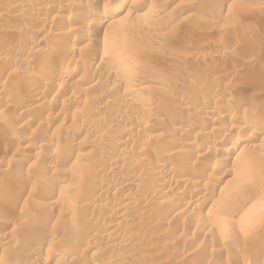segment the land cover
<instances>
[{"label":"rangeland","instance_id":"1","mask_svg":"<svg viewBox=\"0 0 264 264\" xmlns=\"http://www.w3.org/2000/svg\"><path fill=\"white\" fill-rule=\"evenodd\" d=\"M11 1L17 6V3L14 2V0H0V63L5 62L11 66H9L10 68L5 72L0 71V211H2L0 212L2 215H0V220H4V222L2 221L3 224H0V226L2 225L0 227V264H42L46 260H48L50 264H251V261L253 260L261 261L264 252V141L253 151V155L255 154L254 156L256 157L254 163H249L248 165L240 164L239 162L229 163V175L227 174L224 179L229 182L226 189L230 188L231 190L232 197L228 200L230 202H225L222 209L219 208L218 203H214V205L208 209L202 208L200 210L196 207H191L192 212L200 214L203 218L200 223L203 226V235L201 234L197 239H194L193 245L190 248H183L182 240L184 237L190 235V232L193 231L192 229L198 227V224L196 225L192 219L190 220L183 215L178 216L176 218L177 228H174L177 230L172 229L171 231H168L162 230L163 227H158L162 226L161 221L165 218L164 213L167 202H175V198L179 197L183 198L184 201L187 200L189 195L188 188L181 190L179 194H170L167 197L158 198L152 201V204H149L147 209L141 204L135 205L128 212V217L130 216V218H127V222H123L114 233L112 232V235L109 228L114 227L115 223L119 221L117 217L120 214L118 212L122 209V206L119 204L123 202V197L121 196L124 195L121 188L123 185H120L121 189L116 188L121 181L119 178L121 176L130 178V181L128 178V180L126 178L122 179H125V182L129 184V187L131 186L129 189L130 193L139 195L141 190L147 189V187L156 180V177H151L147 172L151 167V162L160 161L165 158L163 154L165 149H162V142L169 132V126L167 127V124H164L163 122L162 125L163 127L165 126V128L163 129L164 132L162 131V136L156 140L152 137L155 141L147 139L149 134L154 135L153 126L159 124V122L152 121V123L150 122L151 124L142 125L141 123L146 119V116H150L151 113L150 111L139 110L133 102L142 100L150 105H154L158 102V99L166 93L176 95L184 94L191 98H195L196 94L201 91L205 85H209L211 87L214 86L212 88L218 90L219 94L221 93L222 96L221 94L218 95L217 92L216 97L207 95V99L212 101L214 98L213 101H217L219 104H234L237 108L236 114L239 116L244 115L245 117H248L250 114H259L260 116L262 111L261 117L263 119L264 1L150 0L152 6L154 5V9L160 12V17L162 18H160L161 20L159 19L154 22L150 20V18L143 16L144 10L141 11L139 8H130L123 23L125 31L120 38L122 39L121 43L124 44L125 49L129 50L126 53L128 54L132 52L130 58H133L136 61L139 60L138 62L142 63L141 65L144 67L143 71L145 72L135 71L134 75L145 78L148 76L151 78L152 76L154 77V74H161L165 75L166 82L156 89L154 88L156 87L154 84L150 85L149 83H143L136 87H131L128 91H124V86H118L112 81L107 82L104 78L98 76H94L93 79L90 80L92 82L88 81V83L86 82V85L76 83L75 79H77V77H86L97 67V64H95L97 63V60L85 58L82 55L83 52L80 56L78 54H72L70 50L80 31L82 32L86 29V26L82 24L80 19L71 23H66L64 20L56 18H53L54 21L51 19L55 16L53 15L54 12H46V16H48V19L50 18L51 24L45 26V29L43 28L42 31L48 34V36L51 34L50 40H47L48 42L41 41L38 48L34 51L29 52L26 48V50L21 49L24 48L22 47L24 46V40L22 39H24L25 36H28L27 28L31 24L32 19L36 17V14L31 11L30 8L31 6H35L34 4L40 3L41 0H24L21 4L22 6L18 4V9L14 6L17 10L14 8V12H8L6 11L8 9L6 6H13ZM70 1L74 6L72 5V7H68V10L66 9L67 11H62L64 14L70 12L71 14L73 13L72 15H83L84 11L92 6L91 1L87 2V0ZM106 1H108L107 4H109L110 0H95V3L98 4V7H103V4L106 5ZM85 2L87 3L85 4ZM147 2L149 1L147 0ZM77 3L82 5L79 7V5H76ZM87 4L90 6L88 7ZM76 17L79 18L81 16ZM230 21H233L234 25H230ZM228 24L230 26L236 25V28L229 27ZM65 26L73 27V33L66 37L62 36V39L58 34L62 28H65ZM74 27L78 29L76 30ZM56 32L59 33L56 34ZM248 32L252 34L250 35ZM243 34H245V36L247 35L246 42H248V44L244 43L246 47L242 45L245 47L243 48L240 45L241 48H231L232 44L238 42L240 36ZM51 39H54V41ZM68 44L71 45L67 48V46H69ZM122 44H120V46ZM60 45H63L64 48L66 47L65 49L67 52L64 54L66 58H72V55H74V58H72L76 60L74 75H72L65 84H61V86L59 82L53 84L50 89L46 90L47 92L43 99H38L33 101V103L28 101L32 103L33 106L37 104L39 100H44V102H42L43 104L46 102L45 105L51 102H54L55 104L58 103L56 104L57 106L54 103V105L51 103V105L49 104L50 107L47 105V108L45 109V105H43L42 102H39L44 106L43 108H41V104L38 103L39 105H35V108L28 109L30 103L26 102V100L28 99L30 92L27 90V86L29 82H32V79L34 78L33 75H38V69L39 71L42 70L43 67H46L43 69H47L48 66H54V63L56 64L59 62L60 59L55 57V49ZM119 47L115 46L110 50V57L119 58L123 56V59L126 57L123 55L126 54L124 53L125 51L122 53ZM258 47L259 50L257 49ZM41 49H44V51L47 50L45 51V54H48L43 55V57L42 54H44V51L42 50L41 53ZM38 51L40 53L36 54ZM27 52H32V56L28 55ZM33 52L36 53L34 54ZM257 52L261 53L258 54ZM224 53H226L225 57L227 58L224 57L226 60L222 58ZM33 55L36 56L33 57ZM204 55L205 59H202ZM222 61L223 63L221 64ZM218 65L220 66L218 67ZM215 67H218L216 68V71L220 68V70L217 71L220 76L233 74V76L230 75V77H232L230 81L226 80L222 87L220 86L221 89L216 88L218 84L217 78L219 76H216L218 75L217 72V74L213 73ZM239 69L241 70L240 72L238 71ZM66 70V68L61 67V71H63L64 74ZM231 70H233L232 73H230ZM25 71L26 73H24ZM28 72L31 74V77ZM21 73L26 76H20ZM27 76L30 77L29 79L31 80H29ZM249 76L253 78L251 79ZM243 77L246 80H244ZM25 78L28 81L25 80ZM88 84L94 85V90H84L89 86ZM43 87L44 86L40 87V89L38 88V92L36 93L41 94ZM146 87H148V90ZM58 88L59 90H57ZM191 89H193L192 92L187 91ZM218 96L224 98L221 99L218 98ZM66 97H76L74 100L77 99L76 101L84 102L86 104L76 109L75 105L68 103V98ZM101 97H104V99H101ZM92 101L95 103L93 104ZM16 104L19 106L28 104L27 109L30 111L25 114L26 116L21 113V116H18L19 111L14 108ZM32 105L30 104L29 108H31ZM40 108L42 111L45 110L40 112ZM261 108H263V110ZM187 112H181V116L178 114L177 117H182L183 119H188L190 121L197 120V117H195L192 111L188 112L190 115ZM128 116H131L136 120H141L139 121L141 125H130L129 123H126L123 119ZM189 116H191V119L188 118ZM21 117H23V119ZM112 117L114 120L119 117V119H116L119 121H117L119 127L118 124L115 125V123H112L114 122ZM3 118H6L8 122L10 120V123L6 126L5 124H2ZM223 121L232 130L228 132L223 131L225 133L224 136L219 135V137L224 140L222 144L228 146L231 140H234L236 136L240 135L237 131L241 126V123L237 119H223ZM213 124V126L216 127L220 126L217 122ZM120 125H122L123 128L133 127L132 130L135 131H133V134L135 133L134 136L137 137H134V142H132L134 148L129 155L134 161H136V163L134 166L135 168H122L120 176H112L113 179L111 176H109L111 178H104L105 181L108 180L106 183H110V185L112 184V188L118 190L113 191L112 189V191H110L111 194L107 195V198H109V196L110 198L113 197L114 202L113 200H107L105 202V200H103L106 199L105 197L100 199L99 197H94L93 194L91 196V193L93 192L86 187L87 185L90 186V184L91 186L92 184L95 185L102 180L100 175L95 172V169H97L98 166L101 170L106 171L110 167V164L118 158L110 145H114L117 142V138L119 139L118 141L124 139L125 135L122 133L121 130L123 128ZM84 126H89L90 129H94V131L101 130L104 133V137H101L102 139L94 138L91 131H86L82 128ZM232 127L235 128L233 129ZM45 132H47V134ZM43 136L47 139H51V136H53L54 139H52L54 141L51 142L52 140L44 139ZM47 141L49 144L51 143L50 146L49 144L47 145ZM101 142L108 143V146L103 148V146L100 145ZM8 145L12 148H9L11 151L8 149ZM65 146L73 151L67 156V162L58 164L56 167L50 166L48 161L56 158L55 154H53L54 149H59L60 147L65 148ZM141 146L142 150H139ZM4 149L9 150L10 154H1ZM189 149L191 154L194 153L193 147H190ZM38 152H40V154L42 153V156ZM210 152V154H212V151ZM36 153L38 154L36 155ZM210 156L212 155H209L208 158ZM208 158L206 157L196 161V164L194 166L192 165L189 171L195 173L197 171H202L201 164H209L211 162ZM93 163L95 166L92 165L94 167H91V164ZM177 167V164L172 166L174 170ZM194 168L196 169L194 170ZM80 172L83 173L81 174ZM172 175H175V173ZM218 176L222 177V175L215 173L213 178L204 179L205 181H202V185L204 184L209 188L212 185L211 183H214L213 181H215L216 178H219ZM33 177L44 179L43 183H41L42 186L38 185L40 183H33L32 185ZM4 179H6V182H4ZM57 179H62L63 183L50 186L49 182ZM2 180L4 181L2 182ZM25 180L28 182L26 181L25 183ZM79 181L80 184H87L80 185ZM27 183L29 185H27ZM3 184H12V187L14 185L12 188L13 190L9 192V194L12 193L9 195L10 198H8V194H6L8 199L5 197V193H3ZM23 185L26 190L22 188ZM67 185H72L73 187H76L77 190L79 189L77 192L80 194L77 192L68 193L66 188H64ZM235 185L236 187H234ZM17 189H19V191H17ZM55 196L63 199V205L61 204L58 207L54 204ZM80 196L82 198H80ZM1 197L3 199H1ZM4 197L6 199H4ZM17 197L20 198L18 199ZM84 197L86 200L89 198L94 199H89L90 202L89 200L86 201L89 205L97 204L96 201H98V204H105L104 206L106 209L110 210H108V213L110 214L94 213V216L89 213L91 210L86 214L87 211L85 212L84 210L91 209V206H83L86 204V202L84 204L81 202L84 200ZM216 198L218 197H214L215 200ZM4 200H11L10 202L6 201L7 204L12 203L11 205L6 206V208L9 207V210L4 208ZM217 200L215 202H217ZM2 202L4 203L2 204ZM118 205L121 206V209ZM11 207L13 208L11 209ZM2 208L6 211H3L4 209ZM81 213L86 215L83 218L84 220L82 219L85 223L81 221L83 225L85 224V227L79 225L82 223H77V226L73 221V215H79ZM46 216H53L54 218L58 217V219L46 220L48 219ZM87 216L89 219L86 220ZM96 217L97 219H95V221L100 224H97V222H94L95 224L93 223L94 218ZM90 218L93 219L91 220ZM131 218L134 221H132ZM217 220L224 221L223 223H226L227 226L229 224L228 229H231L230 233L233 234V238H236V241H239V243L231 240L227 234L217 231L216 228H212L213 230L209 228L210 232L209 230H204L209 225V227L212 225L215 227ZM86 221H90V223ZM4 223H6V225L8 224V226H5ZM87 223L91 225H87ZM107 225L108 227H106ZM81 226H83V229ZM94 227L95 230L93 229ZM85 228L93 231L86 230ZM158 230L160 231L157 232ZM85 231H89L90 233L95 232V234H110L111 237H109V239H114L113 241L110 239L112 246L110 245V247L108 245L106 247L107 243L105 244V242L95 241L94 243V240H89V238L86 239L87 237L84 235ZM41 236L42 238L44 236L43 240H41ZM126 237L127 241L130 242L122 246L120 241L122 239L126 240ZM4 242L6 243V246ZM8 243L9 245H7ZM5 247H7V249ZM36 247H40V252L38 254H30L29 250ZM87 248H91L90 253L92 252L94 257L96 256L92 260L89 259L90 262L85 261L87 260L88 254L85 252ZM181 250H186V253L184 254V251L182 252ZM54 253H56L55 256ZM120 255H124L123 257L127 256L126 259H129V262L127 260H124L126 262L117 261V256ZM131 255L132 257H129Z\"/></svg>","mask_w":264,"mask_h":264},{"label":"bare ground","instance_id":"2","mask_svg":"<svg viewBox=\"0 0 264 264\" xmlns=\"http://www.w3.org/2000/svg\"><path fill=\"white\" fill-rule=\"evenodd\" d=\"M24 0H14V2L17 3V6H15V4H13V6H6L8 7V9L6 11L8 12H14V8L18 7V4H22ZM86 1V0H85ZM91 1L92 3V6L88 9H86L83 13V15L79 14V15H72L70 12H68V14H64L62 11H67L68 10V7H72V5L74 6V4H72V2L70 0H41L40 3L38 4H34L35 6H31V11H33L36 15V17H32V22L31 24L28 26L27 28V31H28V36H23L24 40L23 43H24V48H21V49H28L29 52L30 51H34L35 49L38 48L39 46V43H41V41H49L50 40V36L51 34H46L44 31H42V29L47 26V25H50L51 24V21H50V18L48 19V16H46V12L48 11H52L54 12L53 15H55L54 17H52L51 19H61V20H64L66 23H71V22H75L77 20L80 19V21L82 22V24H84L86 26V29L85 31H80V33L77 35L76 39H75V42H74V45L71 47V52L72 54H78L79 56L82 55L85 57V58H88V59H93V60H97V67L95 70H93L92 72H88L87 76L86 77H82V76H79L77 77L76 80V83H80V84H87L88 81H90L91 79H93L94 76H98V77H102L105 79V81L109 82V81H112V82H115L118 86H124V91H128L131 87H136L140 84H143V83H149L150 85L151 84H154L156 85V87H154L155 89L158 88L160 85L164 84L166 82V77L165 75H161V74H157L155 75L154 74V77L152 78H149L148 76L145 78V77H138V76H135L134 75V72L135 71H143L144 70V67L143 65H141L142 63H139L138 61L134 60L133 58H130L131 57V53H126L127 51H129L128 49H125V46L124 44H122L121 42V38L122 35L124 34V31H125V26H124V20H125V17L126 15H128V11L130 8H136L139 10H144L143 11V16H145L146 18H150V20H152L153 22L156 21V20H159L161 17H160V12L158 10H155L154 9V5L152 6V4L150 3V0H148L149 2H147V0H110L109 1V4L108 1H106V5L103 4V7H98V4L95 3V0H87V2ZM259 1V0H258ZM262 1V0H261ZM264 1V0H263ZM85 2V4L87 3ZM153 3V2H152ZM264 3V2H263ZM10 4V3H9ZM77 6L79 5V7L82 5L80 4H76ZM15 6V7H14ZM22 6V5H21ZM87 6L89 7L90 5L87 4ZM156 7V5H155ZM15 8V9H16ZM78 8V7H77ZM256 8V7H255ZM18 9V8H17ZM16 9V10H17ZM67 9V10H66ZM71 11V9H70ZM131 11V10H130ZM133 11V10H132ZM19 12V11H18ZM76 14V13H75ZM134 14V13H133ZM50 15V14H49ZM232 15V14H231ZM76 16H81L79 18H77ZM233 16V15H232ZM53 19V20H54ZM162 19V18H161ZM160 19V20H161ZM233 19V18H231ZM230 19V20H231ZM55 21V20H54ZM232 22V24H231ZM237 24H239L238 22H236ZM235 23V24H236ZM236 24V25H237ZM67 25V24H66ZM230 25H234L233 21H230ZM228 24L229 27H235L236 28V25L235 26H230ZM63 26V25H62ZM227 26V27H228ZM60 28V27H59ZM76 29V27H74ZM240 28V26H239ZM45 29V28H44ZM61 29V28H60ZM78 29V28H77ZM76 29V30H77ZM73 31V27H66L65 28H62L59 32H56V34L60 35V38L63 39L62 36L66 37V36H69L71 35V33ZM47 32V31H46ZM54 32V31H53ZM77 33V32H75ZM249 33V32H248ZM27 34V32H26ZM53 34V33H52ZM246 34V32H245ZM245 34H243L242 36H240V39L238 42H235L234 44H232V47L233 49H236V48H241L242 45L245 46L244 43H247L246 40H247V35L245 36ZM250 34V33H249ZM248 34V35H249ZM252 34V33H251ZM250 34V35H251ZM25 35V34H24ZM56 36V35H55ZM120 38V39H119ZM252 38V36H251ZM55 39V37H54ZM54 39H51L52 41H54ZM250 39V37H249ZM248 39V40H249ZM47 41V42H48ZM58 41V40H57ZM51 42V41H50ZM60 42V41H59ZM22 43V44H23ZM53 43V42H52ZM57 43V42H56ZM65 43V42H64ZM125 43V42H124ZM233 43V42H232ZM51 44V43H49ZM67 44V43H66ZM120 44H122L120 46ZM231 44V43H229ZM69 45V44H68ZM71 45V44H70ZM67 46L68 47H70ZM241 45V46H240ZM53 46V45H52ZM57 46V45H56ZM122 47L119 49L122 51H125L124 53L126 54H123L124 56L126 57H129V58H124L123 59V56L119 57V58H115V57H110L109 55V52L111 49H113L114 47ZM244 46H242L243 48H245ZM260 46V45H259ZM257 47V46H256ZM54 48V47H53ZM66 48V47H65ZM63 47V45H60L58 47H56L55 49V57L56 58H59V62L58 63H54V66H48L50 68L47 67V69H43V68H46V67H43L42 70L39 71V69L37 70L38 71V75L34 76V80L32 79V82H29L28 86H27V90H29V95L28 96V99L30 100H26V102L30 101L33 103V101H36L38 99H43L44 98V95L46 94V90L50 89L51 86L53 84H55L56 82L60 84H65L71 77L72 75H74V69L76 68L75 65H76V60L72 59L74 58L72 55V58L68 57L66 58L64 56V54L67 52L66 49ZM127 48V47H126ZM261 48V46H260ZM264 48V47H263ZM25 49V50H26ZM232 49V50H233ZM256 49V48H254ZM259 50V47L257 48ZM40 50V48H39ZM42 50L44 51V49H41V53H42ZM69 50V49H68ZM240 50V49H239ZM242 50V49H241ZM47 51V50H45ZM45 51H44V54L43 55H46L48 53L45 54ZM116 51V50H114ZM118 51V50H117ZM238 51V50H237ZM257 51V50H256ZM261 51V50H260ZM28 53V55L32 56L31 53ZM69 52V51H68ZM233 52V51H232ZM240 52V51H239ZM255 52V50H254ZM34 53V52H33ZM36 53V52H35ZM34 53V54H35ZM40 53L39 51L36 53L38 54ZM258 54H260L259 52H257ZM262 53H263V50H262ZM225 54L224 53V56L222 57L223 59L227 58L225 57ZM228 54V52H227ZM40 55V54H39ZM230 55V53H229ZM229 55H226V56H229ZM36 55H33V57H35ZM220 56V55H219ZM44 57V56H43ZM48 57V56H47ZM54 57V58H55ZM133 57V56H132ZM225 57V58H224ZM241 57V56H240ZM243 57V56H242ZM37 58V57H36ZM46 58V57H45ZM135 58V56H134ZM205 59V55L204 57H202V59ZM231 58V56H230ZM229 58V59H230ZM245 58V57H244ZM28 59V58H27ZM44 59V58H43ZM218 59V58H216ZM26 60V59H25ZM210 60V58H209ZM221 60V59H220ZM226 60V59H225ZM246 60V59H245ZM22 61V60H21ZM29 61V60H28ZM47 61V60H46ZM197 61V60H196ZM200 61V60H199ZM203 61V60H202ZM201 61V62H202ZM206 61V60H205ZM224 61V60H223ZM223 61L221 62V64L223 63ZM228 61V60H227ZM24 62V61H22ZM55 62V61H54ZM57 62V60H56ZM210 62V61H209ZM212 62V61H211ZM218 62V60H217ZM243 62V61H242ZM10 63V62H9ZM21 63V62H20ZM31 63V62H30ZM208 63V62H207ZM24 64V63H23ZM46 64V63H45ZM220 64V65H221ZM225 64V63H224ZM13 65V64H12ZM218 65V67L220 66ZM10 65L6 64L5 62L4 63H0V71L1 72H5L6 70H8L10 67ZM25 66V65H24ZM42 67V66H41ZM61 67L62 68H66V72L64 74L63 71H61ZM95 67V66H94ZM218 67H215V71H213V73L217 74L220 70L217 69L216 71V68ZM238 67V66H236ZM240 67V65H239ZM238 67V68H239ZM28 68V67H27ZM242 68V67H241ZM26 69V68H25ZM223 69V68H221ZM226 69V68H225ZM224 69V70H225ZM232 69V68H230ZM236 69V68H234ZM233 69V70H234ZM210 70V69H209ZM229 70V69H228ZM230 73H232V71ZM244 70V69H243ZM147 71V70H146ZM227 71V70H225ZM239 72L241 71L240 69L238 70ZM237 71V72H238ZM247 71V70H246ZM145 72V71H143ZM217 72V73H216ZM223 72V71H222ZM228 72V71H227ZM236 72V71H235ZM244 72V71H243ZM26 73V71L24 72ZM29 73V72H28ZM27 73V74H28ZM209 73H212V72H209ZM245 73V72H244ZM247 73V72H246ZM23 73H21L20 76H24L22 75ZM151 74V73H149ZM213 74V75H215ZM221 74V73H220ZM227 74V73H226ZM225 74V75H226ZM240 74V73H239ZM238 74V75H239ZM31 74L29 73V76ZM223 75V73H222ZM231 76H233V74H230ZM230 75H226V76H220L219 73L218 75H216L218 78V84H217V87L216 88H219L221 89L223 83L226 82V80H229L232 79V77H230ZM237 75V74H236ZM235 75V77H236ZM246 75V74H245ZM256 75V74H255ZM254 75V76H255ZM26 76V75H25ZM85 76V75H83ZM150 76V75H149ZM240 76V75H239ZM251 76V75H250ZM249 76V78H251ZM28 77V76H27ZM26 77V78H27ZM31 77V76H30ZM28 77V79L30 78ZM168 77V76H167ZM215 77V76H214ZM245 77V76H244ZM243 77V79H244ZM258 77V76H257ZM25 78V80H27ZM199 78V77H198ZM242 78V77H240ZM246 78V77H245ZM253 78V77H252ZM251 78V79H252ZM255 78V77H254ZM215 79V78H214ZM264 79V78H263ZM31 80V79H29ZM202 80V79H201ZM241 80V79H240ZM246 80V79H244ZM28 81V80H27ZM208 81V80H207ZM206 81V82H207ZM237 81V80H236ZM239 81V80H238ZM243 81V80H241ZM87 82V83H86ZM92 82V81H90ZM205 82V80H204ZM235 82V81H234ZM247 82V81H246ZM252 82V81H251ZM210 83V82H209ZM26 84V85H27ZM91 84V83H90ZM98 84V83H97ZM213 84V83H212ZM229 84V82H228ZM227 84V86H228ZM240 84V83H239ZM244 84V83H243ZM89 85V84H88ZM149 85V86H150ZM153 85V86H154ZM234 85V84H233ZM249 85V84H248ZM42 92L41 94L39 93H36L38 92V88L40 89V87H42ZM59 86V87H60ZM64 86V85H63ZM66 86V85H65ZM97 86V85H96ZM114 86V85H113ZM116 86V87H118ZM148 86V87H149ZM196 86V85H195ZM221 86V87H220ZM231 86V85H229ZM79 87V86H78ZM99 87V86H98ZM102 87V86H100ZM148 87L147 90H148ZM151 87V86H150ZM149 87V88H150ZM193 87V86H192ZM199 87V86H198ZM214 87V86H212ZM211 86H207L205 85V87H203L201 89V91H199L197 94H196V97L195 98H191L190 96H187V95H184V94H179V95H176V94H164V96L160 97L158 99V102H156V104H148L142 100H138V101H135L133 102L134 105L137 106V108L139 110H143V111H150L151 115L149 116H146V119H144V121L141 123L142 125H148L150 122L152 123L153 122H159V124L157 125H154L153 126V133L154 135H148L147 136V139H152V140H156V139H159L160 136H162V131L163 129L165 128V126L163 127V122L164 124H167V127L169 128V132L168 134L166 135L165 139H163V142H162V149H165L163 152L165 158L160 160V161H152L151 162V167L147 170L148 174L151 175V177L153 176L156 180H154V182H152V184L147 187V189L145 190H141L140 191V194L137 195V194H132L129 192V184L125 182V179H122V178H128V177H120L119 180H121L119 182V185L118 187H116L117 189L120 188V185L122 186V190H123V193L124 195H121L123 197V202H121L118 207L121 209L120 212H118L120 215L117 217L118 218V222L115 223V226L114 227H111L109 228L110 229V233L112 235V232L114 233V231L120 227V225L123 223V222H127V218H130V216L128 217V212L132 209V207H134L135 205L137 204H141L142 206H144L146 209H147V206H149V204L151 205L152 201L158 199V198H164V197H167L169 196L170 194H179V192L181 190H184L186 188L189 189V195H188V198L187 200H183V198L179 197V198H175V202H167L166 204V208H165V218L162 219L163 221H161V224L162 226H158L159 228H162V230H172L174 228H177V222H176V218L178 216H185L187 217L188 219H192L196 225L198 224V227L196 229H192L193 231L190 232V235L189 236H186L183 238L182 240V245H183V248L185 249H188L190 248L192 245H193V242H194V239H197L201 234H202V229H203V226L200 224L202 222V217L200 216V214H195L194 212H192V208L191 207H196L198 209H202V208H211L214 203H218V206L220 209H222V207L224 206L225 202H227L228 200L231 199L232 197V194H231V190L230 188L226 189L228 187V184L229 182L227 180H225L224 178L227 176L228 174V168H229V163L230 162H239L240 164H245V165H248L249 163L252 164L254 163L255 161V154L253 155V151L259 147V144L262 143L264 141V116H263V119H262V111L260 113V116L259 114L258 115H249L248 117H245L243 114V116H239L238 114H236V106L234 104H222V103H218L217 101H212L210 99H207L208 97H206L207 95L209 96H215L217 95V92L218 90H214ZM234 87V86H233ZM240 87V85H239ZM238 87V88H239ZM94 88V85H89L87 88H85L84 90L88 91V90H91ZM152 88V87H151ZM150 88V89H151ZM189 88V87H188ZM215 88V89H216ZM232 88V87H231ZM244 88V87H243ZM264 88V86H263ZM96 89V87H95ZM123 89V88H122ZM153 89V88H152ZM151 89V90H152ZM199 89V88H198ZM240 89V88H239ZM59 90V88L57 89ZM80 90V89H78ZM94 90V89H93ZM135 90V88H134ZM133 90V91H134ZM138 90V89H137ZM141 90V89H140ZM139 90V91H140ZM143 90H146V89H143ZM154 90V89H153ZM186 90V89H184ZM193 89L191 90H187L188 92H192ZM200 90V89H199ZM241 90V89H240ZM85 91V92H86ZM98 91V90H97ZM116 91V90H115ZM131 91V90H130ZM136 91V90H135ZM156 91V90H155ZM159 91V90H158ZM220 91V90H219ZM222 91V90H221ZM28 92V91H27ZM137 92V91H136ZM146 92V91H145ZM154 92V91H153ZM152 92V93H153ZM162 92V91H161ZM223 92V91H222ZM261 92V91H260ZM264 91H262L263 93ZM90 93V92H89ZM124 93V92H123ZM132 93V92H131ZM173 93V92H172ZM184 93V91H183ZM102 94V93H101ZM106 94V93H105ZM161 94V93H160ZM189 94V93H188ZM191 94V93H190ZM195 94V93H194ZM221 94V93H220ZM219 92H218V95H220ZM28 95V94H27ZM69 95V94H68ZM107 95V94H106ZM113 95V94H112ZM111 95V96H112ZM101 96V95H99ZM108 96V95H107ZM194 96V95H193ZM222 96V94H221ZM224 96H225V93H224ZM229 96V95H228ZM68 98V97H66ZM76 98V97H75ZM74 97H69L67 99L68 103L69 104H73L75 105L76 109L79 108L80 106H84L86 103L84 102H80V101H76L74 100L75 99ZM218 98H224V97H220L218 96ZM99 99V98H97ZM101 99H104V97ZM217 99V98H216ZM215 99V100H216ZM156 100V99H155ZM219 100V99H218ZM44 102V100H42ZM39 100V102H42ZM51 101V100H50ZM49 101V102H50ZM55 101V100H54ZM57 101V100H56ZM221 101V100H220ZM28 102V103H30ZM38 102V103H39ZM42 102V104H43ZM66 102V100H65ZM89 102V101H88ZM240 102V101H239ZM32 103H30L32 105ZM37 103V104H38ZM46 103V102H45ZM45 103L43 105H45ZM52 105H54L55 103L54 102H51ZM51 103H48L47 105L49 106V104L51 105ZM54 103V104H53ZM63 103V102H62ZM93 103V101H92ZM95 103V102H94ZM93 103V104H94ZM20 104V103H19ZM22 104V103H21ZM30 104L28 106V109H33L35 108L37 104H35L33 107L31 106L30 107ZM41 104V103H39ZM38 104V105H39ZM42 104L40 105L41 108H43L44 106H42ZM58 104V103H56ZM55 104V105H56ZM129 104V103H128ZM242 104V103H241ZM28 105V104H27ZM27 105H17L14 106L15 110H18L19 111V114L18 116L21 114L22 115H25L27 114L29 111L27 109ZM45 105V109L47 108ZM67 105V104H65ZM131 105V104H130ZM39 106V107H40ZM57 106V105H56ZM72 106V105H70ZM129 106V105H128ZM257 106V104H256ZM7 107V106H6ZM38 107V106H37ZM50 107V106H49ZM61 107V105H60ZM64 107V106H63ZM40 108V109H41ZM84 108V107H83ZM239 108V106H238ZM264 108V107H263ZM263 108H261L263 110ZM5 109V108H4ZM44 109V110H45ZM37 110V109H36ZM39 110V109H38ZM43 110V111H44ZM85 110V109H84ZM101 110V109H100ZM14 111V110H13ZM42 111V109L40 110V112ZM42 111V112H43ZM185 111L187 112H191L195 115V117H197V120H194L195 121H190L188 119H183L182 117H177L178 114H180L179 116H181V112H184ZM16 112V111H15ZM33 112V111H32ZM62 112L64 113V111L62 110ZM61 112V113H62ZM112 112V111H111ZM120 112V111H119ZM187 112V113H188ZM21 113V114H20ZM66 113V112H65ZM72 113V112H71ZM186 113V114H187ZM241 113V112H240ZM74 114V113H73ZM113 114V113H112ZM122 114V113H121ZM186 114H185V117H186ZM189 114V113H188ZM192 114V115H193ZM190 115V114H189ZM26 116V115H25ZM24 116V117H25ZM112 116V115H111ZM183 116V115H182ZM184 117V118H185ZM191 116H189L188 118H190ZM23 119V117H21ZM113 118V117H112ZM37 119V118H36ZM116 119H119L116 118ZM115 119V120H116ZM121 119V118H120ZM223 119H237L239 120V122L241 123V126L238 128V133H240L239 136H236L234 140H231V142L229 143L228 146L226 145H223V141L219 135H223L224 136V132L223 131H230L231 128L228 127L226 125V123L223 121ZM114 118H113V121L112 122L113 124L115 123L118 124V120L115 121ZM123 120H125L126 123H129L130 125H141L139 121L141 120H136L134 118H132L131 116H128V117H125ZM32 121V120H30ZM38 121V119H37ZM118 121V122H117ZM217 122V124L219 123L220 126L219 127H216V126H213L215 123ZM10 123V120L8 122V120L6 118H3L2 119V124H5L8 125ZM33 123V122H32ZM150 123V124H151ZM112 124V126H113ZM95 125V124H94ZM80 126V125H79ZM122 126V125H120ZM89 126L87 127H82L84 128V130L86 131H91L92 135L94 138H103L104 136V133L101 131V130H95L94 129H90V127L88 128ZM93 127V126H92ZM107 127V126H106ZM118 127H119V124H118ZM117 127V128H118ZM125 127V126H124ZM129 127V126H128ZM116 128V127H114ZM123 128V126H122ZM133 127L131 128H123L121 131L122 133H124L125 137L123 140H120L118 141L119 139L117 138V142L114 144V145H110V147L113 149V152L115 151L116 153V158L114 160L113 163L110 164V167L108 168V170L106 171H103L101 170V168H98L95 169V172L98 173V175H100L101 179L98 183H96L95 185L90 184L87 185L86 188L88 189H91V191L93 193H91V196L92 194L94 195V197H99L100 199L102 197H105L106 199H103L105 200V202L108 200H113L114 202V199L113 197L110 198H107V195H110V191H112V184L110 185V183H106L107 181L104 180L107 179V177L109 176H120V171L122 170V168H127V167H134L135 166V163L136 161H134L131 157H130V152L133 150V143L134 142L133 140L135 139L134 137H137V136H134L133 134V131L132 130ZM233 128V127H232ZM235 128V127H234ZM233 128V129H234ZM78 130V129H77ZM81 130V129H79ZM109 130V129H108ZM112 130V129H111ZM115 131V129H114ZM232 131V130H231ZM120 132V131H119ZM135 132V131H134ZM164 132V131H163ZM47 134V132H45ZM112 133V132H111ZM138 133V132H137ZM41 134V133H40ZM49 134V133H48ZM43 135V134H42ZM91 135V134H90ZM123 135V134H122ZM121 135V136H122ZM137 135V134H136ZM48 136V135H47ZM46 136V137H47ZM50 136V135H49ZM107 136V135H106ZM222 136V138H223ZM42 137V136H41ZM53 139L54 137L51 136ZM154 139H153V138ZM44 139H47L45 138V136H43ZM49 138V137H48ZM47 139V140H52L51 142H53L54 140L53 139ZM101 138V139H102ZM121 139V137H120ZM220 139V140H219ZM154 140V141H155ZM46 144V143H45ZM48 141H47V145H48ZM148 144V143H147ZM51 145V143L49 144V146ZM104 147L108 146V143H103L101 142V144ZM9 146V145H8ZM48 146V147H49ZM138 146V145H137ZM15 147V146H14ZM101 147V146H100ZM136 147V146H135ZM190 147H193L194 149V153H190ZM5 148V147H4ZM10 148V146L8 147V149ZM26 148V147H25ZM31 148V147H29ZM61 148V149H60ZM59 149H54V152L53 154H55L56 158L52 159V160H49V164L50 166H53V167H56L58 164H63V163H66V159H68V155L71 154V152H73L71 149L69 148H62L60 147ZM109 148V147H108ZM138 148V147H137ZM144 148V146H143ZM156 148V147H155ZM7 149V148H6ZM2 150V153L1 154H6L9 153V150L12 149L10 148L9 150ZM153 149V148H152ZM161 149V148H160ZM159 149V150H160ZM13 150H16V149H13ZM12 150V151H13ZM101 150V149H100ZM107 150V149H106ZM111 150V149H110ZM137 150V149H136ZM139 150H142V146L139 148ZM11 151V150H10ZM212 151V154H210ZM37 152V151H36ZM156 152V151H155ZM40 154V152H38ZM36 153V155L38 154ZM99 153V152H98ZM102 153V152H101ZM100 153V155H101ZM110 153V152H108ZM10 154V153H9ZM14 154V153H13ZM138 154V153H136ZM161 154V155H163ZM4 155V156H6ZM42 156V153L40 154ZM44 155V154H43ZM99 155V154H98ZM209 155H212L208 158ZM40 157V156H39ZM53 157V156H52ZM158 157V156H157ZM208 158L210 159V163L209 164H204L202 163L201 164V168H202V171L200 172H190L189 169H191V166L195 165L196 164V161L198 160H201L203 158ZM41 158V157H40ZM106 158V157H105ZM115 158V157H113ZM138 158V157H137ZM194 158H195V161H194ZM103 159V158H102ZM48 160V159H47ZM139 160V159H138ZM143 161V160H142ZM108 162V161H106ZM201 162V161H200ZM199 162V163H200ZM96 163V162H95ZM138 164V163H137ZM136 164V165H137ZM177 164V168H172L173 165ZM94 165L91 164V167H94L92 166ZM98 165V164H96ZM141 166V165H140ZM135 168V167H134ZM193 168V167H192ZM232 168V167H231ZM230 168V170H231ZM141 169V168H140ZM196 168H194L195 170ZM199 169V168H197ZM125 170V169H123ZM136 170V169H135ZM145 170V169H144ZM201 170V169H200ZM175 171V172H174ZM193 171V170H192ZM146 172V174H147ZM1 173V172H0ZM81 174L83 172H80ZM173 173H175V175H172ZM220 174L222 175V177H219V178H216L215 181H213L214 183H211L212 185L208 188L206 187L204 184V186L202 185V181H205L204 179L206 178H213L214 174ZM95 174V173H94ZM123 175V174H122ZM229 175V174H228ZM139 176V175H138ZM109 177V178H111ZM233 177V176H231ZM108 178V179H109ZM117 178V177H116ZM150 178V176H149ZM113 179V177H112ZM129 181H130V178H128ZM127 179V180H128ZM152 179V178H151ZM5 180V181H4ZM2 180V182H6V179ZM28 180H31V179H28ZM43 180L42 178H32V185L33 183H40L38 185H41V183H43ZM81 180V179H79ZM27 180H25V183H26ZM110 181V180H109ZM150 181V180H149ZM28 182V181H27ZM82 182V181H81ZM84 182V181H83ZM86 182V181H85ZM24 183V185H25ZM46 183V182H45ZM61 183H63V180L62 179H57V180H51V182H49L50 186L51 185H60ZM93 183V182H91ZM95 183V182H94ZM79 184H80V181H79ZM78 184V185H79ZM81 184H87V183H81ZM80 184V185H81ZM89 184V183H88ZM117 184V183H116ZM4 185V184H3ZM23 185L22 188L25 189V186ZM27 185H29L27 183ZM47 185V184H46ZM35 186V185H34ZM42 186V185H41ZM49 186V185H48ZM114 186V185H113ZM148 186V185H147ZM3 187V186H2ZM14 187V185H13ZM12 184H6L4 185V187L2 188L3 190V193H5V197L7 198L6 194H8V198L9 195V192H11V190H13L12 188ZM28 187V186H27ZM83 187V186H82ZM81 187V188H82ZM90 187V188H89ZM133 187V186H132ZM135 187V186H134ZM236 187V185L234 186ZM66 191L69 193L71 192H77L78 190L76 189V187H73L72 185H67L66 187ZM120 188V189H121ZM145 188V187H144ZM232 188V187H231ZM1 189V188H0ZM20 189V187H19ZM19 189H17V191H19ZM23 189V190H24ZM48 189V188H47ZM87 189V190H88ZM116 189V190H117ZM21 190V189H20ZM22 190V191H23ZM26 190V189H25ZM115 189H113V191H116ZM230 190V191H229ZM1 191V190H0ZM16 191V190H15ZM14 191V192H15ZM82 191V190H81ZM90 191V190H88ZM90 191V192H91ZM118 191V190H117ZM21 192V191H20ZM122 192V191H121ZM23 193V192H22ZM79 193V192H77ZM184 193V192H183ZM80 194V193H79ZM83 194V193H82ZM4 195V194H3ZM90 195V194H89ZM97 195V196H96ZM106 195V196H105ZM114 195V194H113ZM184 195V194H183ZM234 195V193H233ZM60 196V195H58ZM116 196V195H115ZM218 197L216 198L217 202H215L216 200L214 199V197ZM4 197V199H6ZM56 197V196H55ZM90 197V196H89ZM88 197V198H89ZM93 197V198H94ZM7 198V199H8ZM18 198V197H17ZM20 198V197H19ZM18 198V199H19ZM80 198H82L80 196ZM87 198V197H86ZM1 199H3L1 197ZM16 199V198H15ZM91 200H94L92 198H89ZM87 199V200H89ZM99 199V200H100ZM186 199V198H185ZM84 197V200H82L81 202L84 204L86 201H87ZM97 200V199H95ZM215 200V201H214ZM6 201L8 200H4V202H2V204L4 203L5 207L7 205H11L12 203H9L7 204ZM11 201V200H10ZM8 201V202H10ZM18 201V200H16ZM52 201V200H51ZM80 201V200H79ZM120 201V199H119ZM63 199L61 197H56L54 198V204L57 205L58 207L63 203ZM80 202V203H81ZM90 202V200H89ZM230 202V201H228ZM88 202H86V204H84L83 206H91V209H87V210H84L85 212L87 211L86 214H88V212L91 210V214L94 215V213H108V210L109 209H106V207L104 206L105 204H101L99 203L98 204V201H96L97 204H92V205H89V203L87 204ZM116 204V203H114ZM165 204V203H163ZM0 205H1V202H0ZM15 205V204H14ZM63 205V204H62ZM13 206V205H12ZM115 206V205H114ZM3 207V206H2ZM62 207V206H61ZM64 207V206H63ZM117 207V208H118ZM158 207V206H157ZM2 208V209H4ZM13 207H11L12 209ZM111 208V207H110ZM9 210V207L6 208V210ZM10 209V210H11ZM61 209V208H59ZM68 209V208H67ZM194 209V208H193ZM5 209L3 211H6ZM13 211V210H12ZM110 211V210H109ZM224 211V210H222ZM257 211V210H256ZM254 211V212H256ZM2 212V211H0ZM61 212V211H60ZM67 212V211H66ZM201 212V211H200ZM83 213V212H82ZM74 214L73 215V221L77 224V223H82L84 221H82V219L86 216L85 214ZM51 214V213H50ZM49 214V215H50ZM53 214V213H52ZM59 214V213H58ZM61 214V213H60ZM110 213H108L109 215ZM1 215V214H0ZM48 215V214H47ZM66 215V214H65ZM106 215V214H105ZM2 216V215H1ZM57 216V215H56ZM95 216V215H94ZM99 216V215H98ZM97 216V217H98ZM101 216V215H100ZM107 216V215H106ZM213 216V215H212ZM227 216V215H225ZM48 219L46 220H57L58 217H53V216H46ZM90 217V216H89ZM94 218V222H97L95 221ZM132 217V215H131ZM158 217V216H157ZM156 217V218H157ZM205 217V216H204ZM116 218V219H117ZM89 219L88 216L86 218V220ZM91 219V218H90ZM93 219V218H92ZM91 219V220H92ZM159 219V218H158ZM187 219V220H188ZM84 220V219H83ZM90 220V221H91ZM99 220V219H98ZM132 220V218H131ZM4 222V220H2ZM0 220V222H2ZM72 221V222H73ZM82 221V222H81ZM90 221H86L88 223H90ZM134 221V220H132ZM0 223V224H3ZM159 222V221H158ZM224 221L222 220H217V223L215 225V227L211 226V227H207L206 229L204 230H209L212 229V228H216L217 231L221 232V233H225L229 236V238L231 240H234L235 242L239 243V241H236V238L234 239L233 238V234L230 233L231 229L229 230L228 229V226L226 225V223H223ZM8 223V222H7ZM85 223V222H84ZM87 225H91V224H88ZM152 223V222H151ZM160 223V222H159ZM179 223V222H178ZM205 223V222H204ZM228 223V222H227ZM5 226H8V224L6 225V223H4ZM47 224V223H46ZM49 224V223H48ZM95 224V223H94ZM97 224H100L97 222ZM96 224V225H97ZM150 224V223H149ZM154 224V223H153ZM207 224V223H206ZM212 224V223H211ZM79 225H83L82 224H79ZM85 225V224H84ZM83 225V226H84ZM93 225V224H92ZM109 225V224H108ZM108 225L106 227H108ZM152 225V224H151ZM160 225V224H159ZM2 226V225H1ZM0 226V227H1ZM78 226V224H77ZM83 226H81V228L83 229ZM98 226V225H97ZM95 226V227H97ZM103 226V225H102ZM150 226V225H149ZM154 226V225H152ZM195 226V225H194ZM202 226V227H201ZM206 226V225H205ZM71 227V226H70ZM74 227V226H73ZM76 227V226H75ZM85 227V226H84ZM92 227V226H91ZM95 227L93 228L95 230ZM105 227V226H104ZM156 227V226H155ZM196 227V226H195ZM88 228V227H87ZM152 228V227H151ZM157 228V229H159ZM86 229V228H85ZM99 229V228H97ZM86 230H91V229H86ZM105 230V229H104ZM161 230V229H160ZM160 230H158L157 232H159ZM174 230H177V229H174ZM213 230V229H212ZM93 231V230H91ZM99 232V231H98ZM210 232V230H209ZM71 233V232H70ZM94 233V234H93ZM188 233V232H187ZM103 234V235H102ZM100 233V234H95V232H92L90 233L89 231H85L84 232V235L87 237H85L86 239L89 238L94 240L93 242L95 243V241H99V242H105V244L107 243L106 247L109 245H111V240L112 238L109 239V237H111L110 234L108 235H105L104 233ZM110 235V236H109ZM203 235V234H202ZM235 236V235H234ZM123 237V236H122ZM129 237V236H128ZM44 238V236H43ZM42 236H41V240H43ZM130 238V237H129ZM114 239H112L113 241ZM3 241V240H2ZM7 242V241H6ZM98 242V244H99ZM128 242L130 241H127V237H126V240L122 239L120 241V244L123 246L125 244H127ZM5 243V242H4ZM181 243V242H180ZM101 244V243H100ZM3 245V244H2ZM9 245V243L7 244ZM116 245V244H115ZM119 245V243H118ZM117 245V246H118ZM241 245V244H240ZM243 245V244H242ZM5 246H6V243H5ZM112 246V245H111ZM110 246V247H111ZM114 246V244H113ZM8 247V246H7ZM7 247H5L7 249ZM119 247V246H118ZM216 248V247H215ZM5 249V250H6ZM30 249V248H28ZM3 250V249H2ZM91 248H87L86 249V253L87 254V260L85 261H89L92 260L94 257V254L91 252ZM182 251V250H181ZM184 251V250H183ZM182 251V252H183ZM186 251V250H185ZM183 252L184 254L186 252ZM28 252V251H27ZM30 254H38L40 252V247H36V248H33V249H30L29 250ZM180 252V251H179ZM177 252V253H179ZM2 255V254H1ZM56 255V253H54V256ZM124 256V255H123ZM122 255L120 256H117V261L119 262H126L124 260H129V259H126L127 256L123 257ZM129 257H132L129 256ZM178 257V256H177ZM183 257V256H182ZM185 257V256H184ZM262 260L261 261H256V260H253L251 261L252 263L251 264H264V252H263V256H262ZM1 258V257H0ZM90 259V260H89ZM116 259V258H115ZM184 260V258H183ZM79 261V260H78ZM84 261V262H85ZM114 261V260H113ZM43 262V261H42ZM83 262V263H84ZM129 262V261H128ZM116 263V262H115ZM235 263V262H234ZM42 264H50V262L48 260L44 261ZM86 264V263H85ZM89 264V263H88ZM124 264V263H122ZM131 264V263H130Z\"/></svg>","mask_w":264,"mask_h":264}]
</instances>
